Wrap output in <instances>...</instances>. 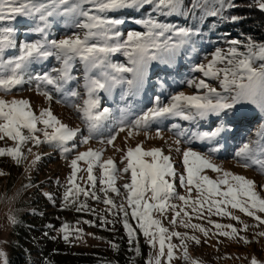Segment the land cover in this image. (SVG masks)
Listing matches in <instances>:
<instances>
[{"label":"snow or ice","instance_id":"snow-or-ice-1","mask_svg":"<svg viewBox=\"0 0 264 264\" xmlns=\"http://www.w3.org/2000/svg\"><path fill=\"white\" fill-rule=\"evenodd\" d=\"M253 4L264 12V0H253ZM238 6V0H0V95H9L13 89L20 90L24 85L31 89L34 84L36 93L49 103L55 98L57 103L74 109L87 129L84 135L79 128L69 127L50 108L42 109L37 115L29 100L0 98V140L8 138L15 144L0 148V158L9 157L16 162L24 159L21 149L29 140L36 146L42 142L55 144L66 155L76 151L77 144L71 142L77 137H81L79 145L98 140L119 152L121 149L115 148L114 142L121 133L126 132L127 138H131L143 132L148 138L150 129L155 126L156 137L164 139L166 127L175 137L176 147L170 146L169 152L181 154L182 172H177L173 158L158 147L144 150L137 144L128 148L121 158L122 169L113 159H102L103 149L79 151L70 161L71 172L62 195L61 210L75 206L78 213L94 211L88 209L87 203L80 202V197L100 200L94 175V169L99 168L102 202L108 206L110 214L120 216L128 250L133 251L136 236L129 215L148 240L149 247L156 249L155 259L146 258V264H171L176 248L171 242L173 238L181 241L186 261L188 250L184 242L201 243L195 236L170 232L153 218V213L163 216L171 210L173 226L180 218V226L199 231L205 237L209 231L191 222L194 217L202 219L205 212L209 217H229L239 222L240 218L233 216L230 209L238 210L256 222L251 227L264 226L261 215L264 214V197L260 194L264 185L224 170L214 162L219 153L228 151V141L236 132L259 113L257 129L232 151L240 167L264 174V41H256L244 33H241L245 36L242 40L231 37L229 32L221 35L219 31L224 24L241 22L242 18L233 14ZM129 11L140 15L127 16ZM172 17L178 19L172 20ZM18 18L22 19L18 21ZM13 21L27 22L26 35L35 38L18 40V28L6 23ZM130 23L137 28L126 29ZM56 24L64 29L63 38L52 34ZM205 25L208 33H217L215 41L205 35ZM205 42H220L225 47L217 43L214 50L203 53L201 59L194 54L202 50ZM118 55L123 61L113 59ZM50 60H54L55 65L48 66ZM182 62L188 63L189 72L200 73L201 77H179ZM34 66H41L42 70ZM170 80L173 84L194 88L195 93L167 91L171 87ZM73 81L76 85L69 87ZM206 81H217L218 88ZM81 87L84 98L82 104H77ZM153 89L160 94L153 92L149 96ZM101 93L114 103L118 96L121 106L119 117L107 128V135L98 138L105 122L112 118V108L102 106ZM142 95L147 97L144 107L133 103ZM209 120L207 130H195L201 127L202 121ZM173 121L187 122L190 127ZM37 133L42 134L43 140ZM40 159L36 155L32 163ZM80 162L86 167L82 169ZM209 170L217 174L215 179L206 174ZM81 171L87 173L84 187L77 182L82 179L78 177ZM126 173H130V182L123 185L125 200L117 206L109 193L120 195L116 181ZM177 177L186 195L177 194ZM45 198L53 199L48 194ZM173 199L182 202L179 211L177 205L171 203ZM83 223L95 226L87 220ZM108 223L112 222L101 217L102 225ZM208 223L216 230L213 235L244 244L251 242L240 234L247 231L248 224L238 229L232 224L211 220ZM46 227L52 229L53 225ZM60 232L67 243L72 235L68 225L64 224ZM81 235L82 230L77 229L75 237L79 239ZM256 235L264 237V231ZM110 247L118 251L115 243H110ZM134 255H141L139 246L135 247ZM0 264H9L3 251H0ZM250 264L261 262L253 257Z\"/></svg>","mask_w":264,"mask_h":264},{"label":"rangeland","instance_id":"rangeland-1","mask_svg":"<svg viewBox=\"0 0 264 264\" xmlns=\"http://www.w3.org/2000/svg\"><path fill=\"white\" fill-rule=\"evenodd\" d=\"M22 18H18V21ZM18 21L6 22L12 26L17 27L20 39L31 40L34 36L26 35L29 25L27 22L24 24L18 23ZM132 25V26H131ZM127 28H137L135 24H128ZM142 30V29H137ZM74 31V30H69ZM52 34L56 38H63L64 29L56 24L53 28ZM126 35V31H125ZM211 39V38H210ZM212 40V39H211ZM217 46V43H207L203 45L201 51L194 55H199L202 59L203 53H210ZM219 46L225 47L223 43H219ZM11 55V54H10ZM210 58V57H209ZM114 60L123 61L122 56L113 57ZM206 62V61H205ZM48 66L55 65L54 60H50ZM77 67H79L77 63ZM36 70H42L41 66H34ZM81 83H82V73ZM191 76L201 77L200 73H191L188 71V63L182 62L179 66V77L188 78ZM179 77H173L178 80ZM212 84V86L218 88L217 81H206ZM171 87L167 88V91H185L186 94H194L195 89H189L184 84H173L172 80L169 81ZM76 85V81H73L69 87ZM81 93L80 99L76 101L77 104H82L84 89L81 87L78 89ZM119 90H117V93ZM153 92L160 94L157 90L153 89L148 95H152ZM102 106H110L112 108V118L105 122L104 128L101 129V133H98V138H103L107 135V128L110 126L115 118H118L120 113L118 108L121 103L117 102L103 93ZM55 97V94H54ZM0 98L12 100V99H26L29 100L35 114L44 108H50L53 114L64 124L72 128H79L84 135H87V129L79 118V114L74 109L67 107L64 104L57 103L55 98L49 103L43 96L38 95L35 91V86L29 88L28 85H24L22 89H13L9 95H0ZM147 97L142 95L136 98L133 103L144 107ZM151 106V105H147ZM135 111V109H134ZM132 117L130 116L129 119ZM180 123L183 127H190L187 122L173 121ZM169 123V122H166ZM211 120L202 121L201 127L195 130H207L210 126ZM260 123V114L257 113L246 124H244L235 134L234 138L228 141V151H222L215 157L214 162L224 170L231 171L234 174L244 175L248 179H252L258 185H264V174L258 173L253 168L244 169L240 167L235 159H233V149L236 148L240 142L245 139L250 133H254L257 126ZM38 127H43L38 125ZM156 127L153 126L150 129L149 137L146 138L144 133L134 135L131 138H127V133H121L114 142L115 148L121 149L116 151L114 148L107 145L100 144L98 140H90L87 145H79L78 141L81 137L71 143L77 144L75 152L64 154L62 149L55 144L41 143L36 146L31 140L22 146V153L24 159L16 162L9 157L0 158V223H4V216L9 212H15L17 208L22 211L21 222L13 229H0V251L6 253L7 260L15 254H23L28 258L42 257L46 249H50L57 256H67L76 251H101L112 257L116 254L124 255L128 250L127 245L121 246L122 239H127L126 233L122 228V221L119 215H112L108 210V206L103 204L104 195L100 192V170L94 169V175L97 177L96 193L100 196L99 201H93L83 196L80 197V202L87 203L89 210L78 213L75 206L66 207L61 210L62 195L67 186V177L70 175V161L79 151H86L89 148L103 149L102 159H113L119 168H123L124 164L121 163V158L128 148H134L137 144H140L144 150H150L151 148H161L166 155H170L173 158L174 166L177 172H182V156L175 151L169 152V147L173 149L176 147L173 143L175 137L165 127L163 129L164 139H159L155 135ZM24 135H28L27 130H24ZM41 140H43L42 134L37 133ZM167 141V143L165 142ZM13 141L8 138L0 140V148L14 147ZM31 149V152H29ZM39 155L41 159L35 164L32 161L35 156ZM82 169L86 167L83 162L79 165ZM211 178H216V173H212L210 170L206 172ZM87 173L81 171L78 173V183L82 187L86 186ZM130 182V173H126L119 177L116 181V186L120 189V195L109 193V198L114 201V204L119 206L124 203L125 192L123 185ZM176 192L178 195H186V190L179 186L178 177L175 180ZM45 194L50 195L53 199L48 200L45 198ZM264 197V190L260 192ZM192 197L195 198V192L193 191ZM172 204L177 205V211L182 207V202L178 199H173ZM124 207L127 208L126 203ZM191 212V209H187ZM233 216H238L239 222L233 221L229 217H219L216 215H205L202 219L193 218L192 223L199 224L201 227L209 231L208 237H205L199 231H193L190 228H184L180 226L179 219L177 218V224L175 226L171 223L172 211L169 210L166 215H160L159 213H153V218L159 220L161 224L168 228L170 232L176 231L181 234H187L189 236H195L201 241L199 245L193 241L188 240L184 243L187 246L188 258L187 261L183 259V250L181 249V241L177 238L172 239V243L176 245L174 256L175 258L171 264H250V260L255 257L261 264H264V237L256 235L259 231H264V226L251 227L256 222L240 213L238 210H231ZM264 217V214H261ZM101 217L111 221L106 225L101 224ZM84 220L90 222L95 226H89L83 223ZM211 220L215 223L232 224L238 229L243 224H248L250 227L246 232H241V235H245L251 242L244 244L234 239L220 237L219 235H213L216 230L208 223ZM129 223L133 226L136 236L134 238L135 246H139L141 255H134L135 259L124 258L126 264H146V258L152 257L155 259L157 253L156 249L149 247L148 240L140 233L136 227V221L132 220L129 215ZM48 224L53 225L52 229H48ZM68 225V231L72 233L69 236V241L66 243L63 239V234L60 232V228L64 225ZM6 227V225H5ZM77 229L82 230V235L79 239L75 237ZM228 231V229H224ZM45 233H47L45 235ZM128 242V241H127ZM110 243H115L118 247V251L110 247ZM158 247V246H157ZM30 254V255H29Z\"/></svg>","mask_w":264,"mask_h":264},{"label":"trees","instance_id":"trees-1","mask_svg":"<svg viewBox=\"0 0 264 264\" xmlns=\"http://www.w3.org/2000/svg\"><path fill=\"white\" fill-rule=\"evenodd\" d=\"M238 5L239 6L234 10L233 14L240 16L242 18L241 22L237 24H224L219 30L220 34L222 35L224 32H229L231 33V37L243 40L245 36H242L241 33H244L252 36L256 41H264V12L257 10V7L253 4V0H238ZM126 15L139 16L140 13L129 11ZM161 19H163V17H161ZM170 19L176 20L178 18L172 17ZM205 35L215 41L217 33H208L207 25H205ZM127 241L126 238L122 239L121 246L125 247L124 245H127L129 249ZM135 247V242L133 241V251H129L125 248L127 251L126 254H116L114 257L96 250L76 251L67 256H57L56 253H53L47 248L46 251L43 250L44 255H42V257L30 259L23 254H15L8 259V262L9 264H126L124 258L135 259Z\"/></svg>","mask_w":264,"mask_h":264},{"label":"clouds","instance_id":"clouds-1","mask_svg":"<svg viewBox=\"0 0 264 264\" xmlns=\"http://www.w3.org/2000/svg\"><path fill=\"white\" fill-rule=\"evenodd\" d=\"M22 211L17 208L15 212H9L4 216V223H0V229H13L15 228L22 219ZM6 225V227H5Z\"/></svg>","mask_w":264,"mask_h":264},{"label":"bare ground","instance_id":"bare-ground-1","mask_svg":"<svg viewBox=\"0 0 264 264\" xmlns=\"http://www.w3.org/2000/svg\"><path fill=\"white\" fill-rule=\"evenodd\" d=\"M100 95H102V94H100ZM103 97V96H102Z\"/></svg>","mask_w":264,"mask_h":264}]
</instances>
